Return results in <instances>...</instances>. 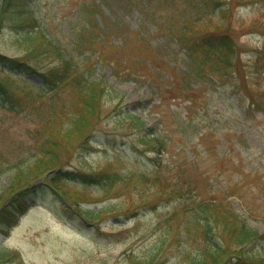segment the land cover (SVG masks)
Listing matches in <instances>:
<instances>
[{
	"label": "rangeland",
	"instance_id": "1",
	"mask_svg": "<svg viewBox=\"0 0 264 264\" xmlns=\"http://www.w3.org/2000/svg\"><path fill=\"white\" fill-rule=\"evenodd\" d=\"M4 1L0 0V55L23 59L48 80L59 81L54 91L35 88L28 95L14 89L27 108L18 114L0 110V209L8 208L27 184L15 186L13 165L23 156L22 165L28 166L31 152L41 143L53 141L59 164L69 171L42 174L39 178L51 177L53 188L36 194L23 214L0 213V222L6 224L0 230V244L10 252L0 264H145L150 255L152 264H187L206 242L226 246L220 264H264L262 239L251 237L242 247L234 244L221 224L205 226L199 220L196 205L198 198L210 194L225 198L248 226L264 236V123H257L259 117L254 121L246 107L250 96L264 94V0H235L225 7V25L231 31L223 35L215 22L214 29L203 35L214 44L222 40L232 44L234 60L226 56L233 62L214 76L217 81L207 78L200 83L198 77L190 84L185 78L195 71V63L170 34L178 15L169 14L168 4L162 11L143 0H16L8 16ZM175 5L180 9L178 2ZM31 18L29 26L38 23L36 28L46 35L29 43L22 36L29 31L26 23ZM73 33L85 47L82 54ZM47 36L53 40L50 46ZM255 48L262 52L260 60L252 55ZM55 52L71 63L63 66ZM78 65L88 68L91 79L107 90L101 95L99 115L88 121L86 138L63 136L66 124L61 123L76 102L73 76ZM33 73L25 77L39 83ZM221 75L226 79H219ZM4 76L0 71V78ZM182 107L187 123L178 125L173 114ZM129 111L141 116L143 128L161 135L167 131L169 142L160 164L163 169L183 165L182 172H168L166 180L175 185L179 177H189L193 189L187 197L141 208L142 199L134 196L132 187L144 186L137 177L139 169L152 170L146 151L152 145L141 143L145 130L135 127ZM191 117L202 123L207 117L210 124L196 130L187 125ZM218 134L223 135V144L218 143ZM183 143L189 153L180 149ZM136 152L138 162L137 156L133 158ZM107 172H116L119 178L103 191L94 181ZM104 203L111 207L105 214L88 219L89 224L82 219L81 207Z\"/></svg>",
	"mask_w": 264,
	"mask_h": 264
},
{
	"label": "trees",
	"instance_id": "2",
	"mask_svg": "<svg viewBox=\"0 0 264 264\" xmlns=\"http://www.w3.org/2000/svg\"><path fill=\"white\" fill-rule=\"evenodd\" d=\"M16 0H6V12L9 16L10 7L14 4ZM19 1V0H18ZM162 1V2H161ZM184 1V5L180 6V10L178 7L173 6L171 0H159L157 5L163 7L164 4H168L169 7H172L170 11H173L175 8L178 9V12L175 13L178 15V19L176 22L172 24V28L177 30L178 36L181 38L180 41L192 56L195 49L199 50V53L194 54L193 60L195 63V69L197 74L204 77L207 74H216L223 72L228 66L232 64L229 60H227L226 56H233L232 44L226 43L225 40L214 44L211 41L206 40V36L203 35L204 32H208L214 29L211 25L213 23H217L218 31L225 35L226 32L231 31L230 26L225 25L226 19V6H223L221 3L212 2V0H180V2ZM251 2L256 0H250ZM12 2V3H11ZM24 3V0H22ZM161 2V3H159ZM24 5V4H23ZM22 19L17 17V20ZM36 19V18H35ZM34 20L31 18L29 23H26V26L29 27V31H27L22 37H27L26 41L32 43L33 40L38 39L41 35L45 37L46 35L44 29H37V26L33 24V28L29 25L32 24ZM37 21V20H36ZM38 22V21H37ZM220 26V27H219ZM38 30V31H36ZM225 32V33H224ZM43 33V34H41ZM41 34V35H40ZM229 35V33L227 34ZM74 42L78 43L77 49L79 53H83V43L80 41V36L78 33H73ZM46 45L50 46L53 44V40L46 37ZM41 41V39H40ZM193 44V47H192ZM264 47V44H263ZM223 51V52H221ZM57 57H60L62 60L63 66L71 63V59L64 58L62 59V54L60 52H55ZM257 60H260L262 57L261 54H257ZM7 59V60H6ZM0 71L4 73V78H0V110H8L12 112H16V114L21 113V111L27 108V105L23 107V104L20 103L18 95H15L13 90L17 88H21L24 94L30 95L34 89L40 90H52L54 91L56 86L58 85V81L56 79L48 80L47 74L36 70L34 66H30L19 59L15 58H7L5 55H0ZM235 64L238 66V62L235 60ZM7 67V68H6ZM16 70V74L12 71ZM30 69V71L36 72V74L41 78L43 84H36L29 82L27 79L23 78L21 72H25V70ZM76 73L73 76V85L76 90V102L74 104V108L71 114H68L66 119L61 118V123L66 124V128H64V135L68 137H77V138H86V132L89 127L90 119L96 118L100 113V99L101 95L107 93V90L101 86L99 83L94 82L90 75L91 72H88V68L81 69V66L78 65L75 67ZM46 75V76H45ZM111 90L109 89L108 93ZM257 109L264 111V101L260 100V102H253ZM27 111H25L26 113ZM129 118L133 119L135 122V127L139 129H144L145 131L141 137V143L144 145H152V150L155 151V154H160L163 151V143L165 142V136H162L161 133L153 132L152 129L143 128V121L139 116L129 112ZM202 125H206L202 123ZM196 126V125H192ZM147 130V131H146ZM53 141H47L41 143L37 146L36 150L31 152L32 162L25 166L22 165L26 160H24L23 156H20L13 165L15 168V174L13 183L15 186L22 184L23 182L29 183V178H37L44 174L46 171L50 169H54L59 167V156L57 152L52 147L54 146ZM33 153V154H32ZM30 155V154H29ZM28 168V169H27ZM107 174V173H106ZM138 174V178L143 183V187H137V183H135L136 190H133L132 193L136 197H141V207L151 206L157 202L162 200H167L169 198L181 197L190 193L193 189L191 182L177 181L175 185L169 183L166 178L162 177L158 172L150 173L146 170H140ZM101 181H95L101 187V189L107 190L111 184L110 182L116 181L117 174L109 173L107 174V178ZM167 183V184H163ZM177 187V191L171 192L172 188ZM139 188V189H138ZM196 205L199 208V220H202L203 223L209 225L210 222H217L226 229L228 234V240L237 244L245 243L251 237L256 235L254 229L246 225L239 215L235 212V209L226 205L227 200L225 198L223 200L218 199L214 195H210L206 198H198L196 200ZM110 204L106 205L104 209L98 210H86L85 215L90 219H96L101 216L103 212H105V208ZM227 240V241H228ZM241 247V246H240ZM226 250V246L219 242H206L203 245V248L200 249L198 255L199 257L192 256L188 260V264H219L221 263V255ZM7 252H3L0 249V259L5 258ZM152 258L153 256L150 255ZM145 263L148 264L149 261L146 259Z\"/></svg>",
	"mask_w": 264,
	"mask_h": 264
}]
</instances>
